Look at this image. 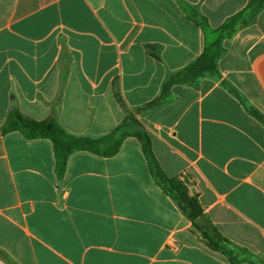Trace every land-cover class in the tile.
I'll use <instances>...</instances> for the list:
<instances>
[{
  "label": "crops",
  "instance_id": "1",
  "mask_svg": "<svg viewBox=\"0 0 264 264\" xmlns=\"http://www.w3.org/2000/svg\"><path fill=\"white\" fill-rule=\"evenodd\" d=\"M249 0H0V128L12 111L102 138L203 53ZM189 8V10H190ZM219 75L176 84L138 120L211 225L264 261V9L223 42ZM0 264H230L155 183L141 143L70 155L0 134ZM250 264V263H244Z\"/></svg>",
  "mask_w": 264,
  "mask_h": 264
},
{
  "label": "trees",
  "instance_id": "2",
  "mask_svg": "<svg viewBox=\"0 0 264 264\" xmlns=\"http://www.w3.org/2000/svg\"><path fill=\"white\" fill-rule=\"evenodd\" d=\"M189 8L187 7L189 17L211 33L214 40L206 44L201 56L164 82L162 92L156 100L142 109L128 111L124 121L113 132L102 138L74 136L68 134L55 119L38 122L24 117L19 111H12L8 115L5 125L0 128V134L19 131L27 139H50L54 145L57 172L60 177L65 173L71 154L77 151H86L101 157H112L119 152L125 139L135 137L141 143L143 154L155 183L178 204L181 211L192 221L209 249L223 254L230 264H264V261L254 254L237 247L224 238L211 225L198 199L189 193L188 187L195 181L192 176L183 173L177 177H169L164 172L153 152L151 137L137 118L143 111L151 110L167 102L174 85H192L207 76L219 75L217 63L225 52L223 42L232 38L239 29L255 22L264 9V0H249L243 10L228 18L222 26L214 30L209 28L205 18L201 17L193 8L190 10ZM251 112L264 121L256 111L251 109Z\"/></svg>",
  "mask_w": 264,
  "mask_h": 264
}]
</instances>
